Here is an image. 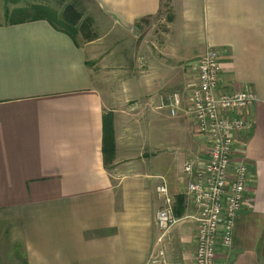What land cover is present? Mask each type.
<instances>
[{
  "label": "crops",
  "instance_id": "crops-1",
  "mask_svg": "<svg viewBox=\"0 0 264 264\" xmlns=\"http://www.w3.org/2000/svg\"><path fill=\"white\" fill-rule=\"evenodd\" d=\"M90 1L94 25L105 29L89 42L45 19L0 22V238L17 251L13 261L147 264L158 248L155 188L165 182L174 207L183 201L166 261L194 264L183 165L202 164L209 142L195 129L187 95L199 59L214 49L217 94L256 96L245 113L252 127L234 134V158L250 172L248 205L216 261L264 264V0H169L170 16L159 20L163 0ZM155 21L162 27L143 30ZM125 38L135 43L127 63ZM175 91L183 102L170 116Z\"/></svg>",
  "mask_w": 264,
  "mask_h": 264
},
{
  "label": "built area",
  "instance_id": "built-area-1",
  "mask_svg": "<svg viewBox=\"0 0 264 264\" xmlns=\"http://www.w3.org/2000/svg\"><path fill=\"white\" fill-rule=\"evenodd\" d=\"M220 73L219 53L208 49L198 61L197 84L187 95L195 129L209 142L208 155L202 164L191 160L183 165V172L189 178L186 192L193 206L192 219L197 231L194 264H217L218 246L231 245L235 216L248 205L250 172L245 162L234 158V134L252 127L245 113L256 96L250 90L217 94ZM182 102L177 91L168 96L170 116L177 114ZM234 111L240 116L231 117ZM155 191L162 200L155 214L158 248L147 264H168L166 243L170 229L180 219L174 213V199L167 184H158Z\"/></svg>",
  "mask_w": 264,
  "mask_h": 264
},
{
  "label": "trees",
  "instance_id": "trees-1",
  "mask_svg": "<svg viewBox=\"0 0 264 264\" xmlns=\"http://www.w3.org/2000/svg\"><path fill=\"white\" fill-rule=\"evenodd\" d=\"M65 1V2H64ZM79 0H63L59 2L60 9L51 8L49 5L36 4L30 5L28 9H16L14 13L22 14L31 11V18L21 19L19 21L11 22H23L29 20L45 19L52 26L59 29L61 32L75 37L80 35L84 42H89L97 38V33L93 27V19L89 16H85L83 9L80 6ZM169 0H165L166 6H168ZM5 15L8 16V9L5 8ZM105 119L104 124V139H103V151L108 152L111 150V129L110 124ZM177 206L174 207V213L176 216L182 214L183 201L182 198H178Z\"/></svg>",
  "mask_w": 264,
  "mask_h": 264
},
{
  "label": "rangeland",
  "instance_id": "rangeland-1",
  "mask_svg": "<svg viewBox=\"0 0 264 264\" xmlns=\"http://www.w3.org/2000/svg\"><path fill=\"white\" fill-rule=\"evenodd\" d=\"M79 1L81 2L80 6L84 11L85 16H89L94 20L97 17V14H96L95 5L93 4V2L90 0H79ZM59 2L63 3V0H0V22L1 23L3 22L11 23V22L19 21L21 19L31 18L32 15H29L31 14V11H28L22 14H16L14 13V10L16 9H20V8L28 9L30 5H36V4L49 5L51 8L60 9V7L58 6ZM162 3H163V8H162L161 16L156 17L155 20L165 19L166 17L170 16L168 14L170 12L169 5L166 6L165 0H163ZM5 8L8 9V13H9L8 16H6L4 13ZM93 27L97 35L98 34L101 35L102 31L105 29L104 27H100V28L97 27L96 24L94 25V22H93ZM157 27L158 28L162 27L159 21H155L154 23H151L149 26L146 25L144 26V29L143 28L142 29L146 31L149 28L150 29L149 31H153ZM143 40L145 42V38H143ZM106 46H107V49L109 46H111L110 41L107 43ZM121 46L125 48V50L122 49V51L125 54V58H126L125 63H127L128 61L127 57L128 55H131V51L134 50L135 43L133 42L131 44L128 38H125V43H123ZM112 83H113V78H112V75H110L108 86L112 87ZM11 247L12 245L10 242H8V240H4L3 238H0V264H13V263L16 264L13 261L12 257H13L14 252H17V251L12 252Z\"/></svg>",
  "mask_w": 264,
  "mask_h": 264
}]
</instances>
